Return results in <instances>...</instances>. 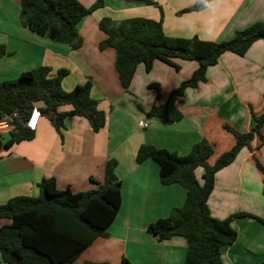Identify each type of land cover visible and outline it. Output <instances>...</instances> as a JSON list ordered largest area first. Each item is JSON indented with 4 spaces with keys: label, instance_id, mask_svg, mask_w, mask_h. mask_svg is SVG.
<instances>
[{
    "label": "crops",
    "instance_id": "1",
    "mask_svg": "<svg viewBox=\"0 0 264 264\" xmlns=\"http://www.w3.org/2000/svg\"><path fill=\"white\" fill-rule=\"evenodd\" d=\"M98 0H78L89 8ZM103 5L86 16L79 31L83 45L77 50L47 36L24 28L20 22V0H0V45L8 54L0 58V84L16 79L25 71L50 67L69 70L63 79L65 91L93 83L91 96L106 114L103 129L95 133L84 117H67L62 137L48 118L42 116L35 138L3 148L0 158V205L15 196H38V184L55 178L60 190L74 193L97 188L105 179L106 164L117 161L122 202L108 236L97 238L74 264L85 261L110 264H184L188 245L183 237L160 241L148 232L150 224L168 218L186 199L179 184L163 185L159 167L151 159L136 162L144 145L186 155L207 140L214 147L216 160L236 144L235 135L254 128L253 113L264 111V41L253 44L244 57L223 53L207 66L206 81L187 89L177 100L183 119L167 123L149 116L151 108L169 99L183 82L190 80L199 64L181 56L155 53L137 68L128 92L116 71V54L100 50L104 34L102 18L114 20L146 18L159 20L170 37L204 41H227L236 32L264 23V0H221L214 13L178 12L193 0H153L158 4L102 0ZM69 106L60 111H69ZM147 126L142 127L140 122ZM264 136V124L261 127ZM253 157L264 167V141L259 135L243 147L234 161L214 174L207 208L218 224L231 218L235 241L221 248L222 264H262L264 262V182ZM204 168L196 170L197 181L204 185ZM2 226L9 219H0ZM1 227V226H0ZM0 264H4L0 260Z\"/></svg>",
    "mask_w": 264,
    "mask_h": 264
},
{
    "label": "trees",
    "instance_id": "2",
    "mask_svg": "<svg viewBox=\"0 0 264 264\" xmlns=\"http://www.w3.org/2000/svg\"><path fill=\"white\" fill-rule=\"evenodd\" d=\"M122 1L158 6L153 0ZM20 5V22L24 28L77 50L83 45L79 31L82 20L102 7L103 1L98 0L89 8L78 0H20ZM200 11V6L193 3L178 15ZM99 29L104 34L99 48L115 51L116 71L126 92L138 66L155 53L181 56L199 64L190 80L175 89L166 102L149 111L150 117L170 124L184 118L177 100L187 89L206 81L207 66L225 52L244 57L255 42L264 41V23L251 25L236 32L232 39L221 42L204 41L197 36L170 37L164 31L163 15L159 20L105 17L100 20ZM7 54L6 47L0 45V58ZM68 74L69 70L59 69L53 76L50 67L40 66L0 84V121L8 117L15 125V130L7 134L10 135L7 140L3 141L4 135H0V155L3 148L10 149L35 138V131L25 125L34 107L50 120L61 137L67 117L86 118L95 133L105 127L106 114L91 96L92 81L88 79L73 90L65 91L62 82ZM64 106H69L70 110L60 111ZM252 118L255 125L248 133L240 134L228 128L235 135L236 144L214 165L209 163L215 153L214 147L205 139L186 155L150 145L142 146L136 154L138 164L151 159L158 165L163 185L179 184L186 190V199L180 208L148 227V232L160 241L174 237L186 240L188 253L184 264H222L221 248L236 239L231 218L218 224L207 208V201L213 189L214 174L231 164L241 148L249 147L256 134L264 141L261 134L264 111L260 115L253 113ZM253 159L264 182V167L256 157ZM201 167L205 170L203 186L196 176V170ZM38 187V196H15L0 205V219L10 220L0 227V260L4 264H74L97 238L108 236L122 202V184L115 159L107 162L104 182L93 190L78 193L70 188L60 190L55 178L42 179ZM83 264L110 263L85 261Z\"/></svg>",
    "mask_w": 264,
    "mask_h": 264
},
{
    "label": "built area",
    "instance_id": "3",
    "mask_svg": "<svg viewBox=\"0 0 264 264\" xmlns=\"http://www.w3.org/2000/svg\"><path fill=\"white\" fill-rule=\"evenodd\" d=\"M16 116V115H15ZM42 117L41 112L38 107H34L30 117L26 121L25 125L27 128H29L31 131H36L39 125V119ZM12 120H9V118H4L2 121H0V135H7L15 130V125L12 124ZM140 125L142 127H146L147 125L142 121L140 122Z\"/></svg>",
    "mask_w": 264,
    "mask_h": 264
},
{
    "label": "clouds",
    "instance_id": "4",
    "mask_svg": "<svg viewBox=\"0 0 264 264\" xmlns=\"http://www.w3.org/2000/svg\"><path fill=\"white\" fill-rule=\"evenodd\" d=\"M193 2L200 6L201 11L214 13L219 8L221 0H193Z\"/></svg>",
    "mask_w": 264,
    "mask_h": 264
},
{
    "label": "rangeland",
    "instance_id": "5",
    "mask_svg": "<svg viewBox=\"0 0 264 264\" xmlns=\"http://www.w3.org/2000/svg\"><path fill=\"white\" fill-rule=\"evenodd\" d=\"M192 5V4H191ZM191 13H193V12H191ZM242 31V30H241ZM34 69H36V68H34ZM33 70V69H32ZM13 80H15V79H12L11 81H13ZM10 137V135H4L3 137H2V140L4 141V140H7L8 138ZM0 226H2V223L0 224Z\"/></svg>",
    "mask_w": 264,
    "mask_h": 264
}]
</instances>
